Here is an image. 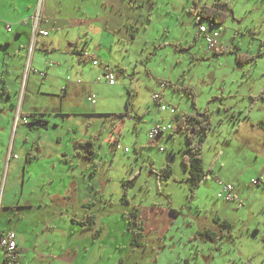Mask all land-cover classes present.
Listing matches in <instances>:
<instances>
[{
	"label": "rangeland",
	"instance_id": "374dc122",
	"mask_svg": "<svg viewBox=\"0 0 264 264\" xmlns=\"http://www.w3.org/2000/svg\"><path fill=\"white\" fill-rule=\"evenodd\" d=\"M150 1L154 8L150 15L142 9L144 16L137 25L123 24L115 32L91 31V35L129 37L126 46L118 42L104 55L110 63L123 66L124 74L114 85L103 81L92 85L87 95H80L82 101L94 95L93 114L65 117L63 130L50 127L42 132L44 145L60 132V150L67 154L73 152L72 143L81 135L97 141L101 159L94 177L107 189L109 209L119 211L118 215L107 213L104 220L97 216L100 260L95 254L91 257L96 263L86 257L79 264H264V0H220L228 3L229 10L222 7L228 16L217 26L207 21L195 24L189 12L194 2L210 6L216 0ZM199 26L218 32L230 51L207 54ZM240 55L254 60L237 63ZM25 60L23 77L29 57ZM13 80L10 97L0 94V150L7 146L8 153L13 146L20 149L38 137L34 129L26 135L19 128L17 113L24 85ZM159 81H165L166 87L161 88ZM185 88L193 91L194 100ZM161 93L160 104L167 107L166 112L159 111L152 100L153 94ZM127 100L132 107L129 115H125ZM203 112L210 123L200 151L207 177L194 187L182 165L188 154L185 135L175 130L151 142L148 132L155 124L176 128L177 116ZM12 154L20 158L16 151ZM166 165L171 175L161 181L156 174ZM7 166L8 162L1 189ZM16 172L13 192L20 196L22 168L18 166ZM259 177V184L253 185ZM130 178L127 204L120 200L122 181ZM217 180L234 187L233 201L217 198ZM124 212L138 216L141 229L132 228L138 231L136 246L121 217ZM215 219L230 225L228 234H218ZM205 230L217 237L207 239Z\"/></svg>",
	"mask_w": 264,
	"mask_h": 264
},
{
	"label": "crops",
	"instance_id": "0c3cea01",
	"mask_svg": "<svg viewBox=\"0 0 264 264\" xmlns=\"http://www.w3.org/2000/svg\"><path fill=\"white\" fill-rule=\"evenodd\" d=\"M153 8L150 0H0V57L3 58L0 87L6 88L5 92L0 90V94L10 97L12 79L18 81V86L24 85L17 122L22 133L27 135L28 130L34 129L38 135L37 140H31L20 149L14 150L13 146L10 153L7 146L0 150V234L8 230L15 232L20 264H79L86 257L88 262L96 263L91 257L95 254L100 260L102 241L96 228L101 223L97 216L104 220L107 213L118 215L119 211L109 209V202L110 206L112 204L107 189L94 177L101 159L97 141L81 135L72 143L73 152L67 154L60 150V132H55L52 142L45 145L41 136L50 127L63 130L61 123L65 117L93 114L96 110L91 107L96 102L94 95L83 101L80 95H87L92 85L103 82L97 78L103 75L104 66L117 75L112 85L125 72L123 66L118 62L110 63L104 55L118 42L126 46L129 37L115 33L91 35V31L115 32L114 29L123 24L137 25L138 19L144 16L143 11L150 15ZM36 15L39 16L37 30L46 32V36L33 35ZM129 32L133 33L132 29ZM84 51L96 59L98 65L88 62L91 58L85 59ZM27 57L28 70L23 77ZM131 109H128L129 114ZM34 118L44 119L46 126L32 124ZM116 139L118 145L119 139ZM86 141L93 143L97 153L91 159L78 154L80 148L75 150L77 143ZM13 151L19 154V159ZM28 153L34 157L27 159ZM18 166L22 168L20 196L13 192ZM10 169L12 176L7 182ZM122 196L123 187L121 202ZM89 217L94 223L85 228L87 224L83 223ZM0 264H5L2 250Z\"/></svg>",
	"mask_w": 264,
	"mask_h": 264
},
{
	"label": "trees",
	"instance_id": "16d2710c",
	"mask_svg": "<svg viewBox=\"0 0 264 264\" xmlns=\"http://www.w3.org/2000/svg\"><path fill=\"white\" fill-rule=\"evenodd\" d=\"M222 7H225L226 10H229L228 3L217 0L215 3L213 2L212 5H198L194 2V6L190 8L189 12L193 14L194 16V23L197 24L200 21H207L210 25L217 26L221 25L228 16V13L225 12ZM199 31V29H198ZM200 33V31H199ZM200 35H202L200 33ZM203 36V35H202ZM204 40V39H203ZM221 41V40H220ZM222 45H224L221 42ZM227 47L226 51H217L212 52L209 54H223L225 52H229L230 48L227 45H224ZM177 51L179 48L177 46L174 47ZM181 49V48H180ZM208 54V53H207ZM254 60V57H247L245 55H240L236 58L237 63H242L243 61H251ZM160 84H164L166 86L165 81H159ZM1 91H6V88L2 85L0 87ZM185 91L193 97L194 100V93L190 88H185ZM161 96V95H160ZM130 102L126 101V108L127 113L125 115H129V104ZM194 103V101H193ZM159 104H160V98H159ZM176 121V130L181 131L187 140L188 146L186 148V152L188 153L187 156H184L182 158V165L184 169L187 171V180L192 184V186L197 187L199 184L207 177L206 172L203 170V164L200 157V151L202 147L203 137L205 136V133L210 128V123L208 118L206 117V113H198V116H195L193 114L189 115H182L177 116L175 118ZM38 123L39 125L45 127L47 124V121L44 119H37L34 118V121L32 124ZM197 136L200 137L197 139ZM115 140H117L115 138ZM80 148L81 150H78L80 155H83L86 159H91L92 156L96 155L97 153L93 149V143L90 141H86L83 143H77V146H75V150ZM34 155L32 153L27 154V159L33 158ZM95 166H98V164H95ZM97 169V167L94 168V170ZM93 170V171H94ZM171 175V169L169 165H166L164 168H162L159 173L156 174L157 178L161 181H166ZM131 178L122 181V187H123V196L122 201L128 202L127 199V187L128 184L131 183ZM122 217L126 220V223L128 225V231L131 233L132 238V245L136 246L138 245V231L132 230L134 226H137V229L140 230V223L138 221V216L132 212L123 213ZM217 220L215 219L214 223ZM94 223L93 218L89 217L87 222H84L83 224H87V227L90 228L92 224ZM82 224V225H83ZM218 226V234L220 236H225L228 234L230 230V225L225 221H217ZM203 235L210 240H214L217 235L214 232H211L210 230H205L203 232Z\"/></svg>",
	"mask_w": 264,
	"mask_h": 264
},
{
	"label": "built area",
	"instance_id": "2783aa9c",
	"mask_svg": "<svg viewBox=\"0 0 264 264\" xmlns=\"http://www.w3.org/2000/svg\"><path fill=\"white\" fill-rule=\"evenodd\" d=\"M39 20V16L35 17V25L33 29V35H42L46 36L47 33L44 31L37 30V22ZM7 30H10V27L6 26ZM199 31L203 35V39L205 42L206 53H212L217 51H226L227 47L221 44L220 36L218 32L210 31L205 26H199ZM82 56L87 59L91 58V62L93 65H98V61L93 57H90V54L86 51L82 52ZM117 79V75L113 72L109 67H103V75L97 78V81L103 80L108 84H113ZM161 88H165L164 84H159ZM160 94H153V103L158 107V110L163 112L167 110L165 105L159 104ZM173 111V110H172ZM176 130L171 125H154L150 131L148 132V138L151 142H155L164 134L173 133ZM127 151V150H126ZM261 177L252 181L253 185L259 184ZM218 185L220 186V191L217 193V198L222 199L225 202H231L234 199V187L231 184L225 183L221 180H217ZM0 250H2L4 255V263L5 264H20L19 255H18V246L16 242V234L12 230L5 231L0 234Z\"/></svg>",
	"mask_w": 264,
	"mask_h": 264
}]
</instances>
